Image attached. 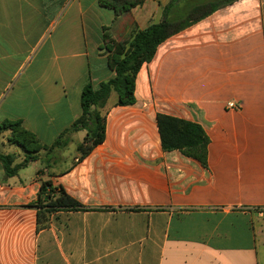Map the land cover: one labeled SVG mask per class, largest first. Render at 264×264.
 I'll return each instance as SVG.
<instances>
[{
  "label": "crops",
  "instance_id": "1",
  "mask_svg": "<svg viewBox=\"0 0 264 264\" xmlns=\"http://www.w3.org/2000/svg\"><path fill=\"white\" fill-rule=\"evenodd\" d=\"M105 1L0 0V124L19 120L50 146L81 115L82 88L114 76L108 45L158 23L172 0L121 14ZM134 96L116 106L111 92L105 140L81 160L62 149L84 131L50 153L0 136L11 167L35 157L13 175L0 162V264H264V0L168 37ZM158 113L203 128L207 167L161 149ZM47 182L86 211L54 212L37 229L32 205Z\"/></svg>",
  "mask_w": 264,
  "mask_h": 264
},
{
  "label": "trees",
  "instance_id": "2",
  "mask_svg": "<svg viewBox=\"0 0 264 264\" xmlns=\"http://www.w3.org/2000/svg\"><path fill=\"white\" fill-rule=\"evenodd\" d=\"M192 1L193 4L178 8L179 0H172L165 6L158 23H153L143 30H134L128 42L108 45V64L114 76L100 83L97 88H93L90 83L82 88L80 93L81 115L73 121L69 128L61 132L50 146L39 143L31 133L23 128L19 120L2 122L0 136L9 131V143L19 145L25 152L35 153L44 150L50 153L54 149L66 147L71 133L84 131L85 136L77 146L78 160L87 156L105 140V116L101 114V110L105 107L111 92L117 95L116 106L134 105L136 75L144 63H149L153 59L157 47L171 35L197 22L214 10L237 0ZM108 2L105 1L103 4L113 8L117 14H121L129 11L142 0H110ZM155 120L160 146L164 152L179 151L183 156L195 159L203 167H207L209 139L199 124L160 113L156 114ZM29 159L33 160L35 157H27L24 162L11 167L13 156L0 153V162L5 175H13ZM32 207L36 209L37 229L45 228L47 217L54 212L86 211L62 188L52 187L49 182L41 184L37 200Z\"/></svg>",
  "mask_w": 264,
  "mask_h": 264
},
{
  "label": "rangeland",
  "instance_id": "3",
  "mask_svg": "<svg viewBox=\"0 0 264 264\" xmlns=\"http://www.w3.org/2000/svg\"><path fill=\"white\" fill-rule=\"evenodd\" d=\"M81 143V136L76 135L75 137L73 136L71 139V142L67 145L66 148L62 149V153L66 154L67 156H73L76 154V147L77 145ZM20 150V149H19Z\"/></svg>",
  "mask_w": 264,
  "mask_h": 264
},
{
  "label": "built area",
  "instance_id": "4",
  "mask_svg": "<svg viewBox=\"0 0 264 264\" xmlns=\"http://www.w3.org/2000/svg\"><path fill=\"white\" fill-rule=\"evenodd\" d=\"M229 108H232L233 107V104L229 103L227 104Z\"/></svg>",
  "mask_w": 264,
  "mask_h": 264
}]
</instances>
